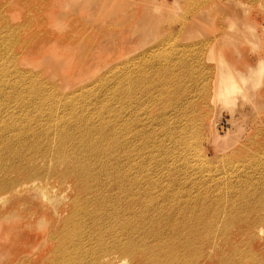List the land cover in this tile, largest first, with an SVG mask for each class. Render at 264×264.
<instances>
[{
	"label": "bare ground",
	"instance_id": "1",
	"mask_svg": "<svg viewBox=\"0 0 264 264\" xmlns=\"http://www.w3.org/2000/svg\"><path fill=\"white\" fill-rule=\"evenodd\" d=\"M239 1L201 2L195 17L217 14L220 33L190 57L159 50L106 98L92 97L99 90L66 96L38 80L29 88L0 84V224L47 246L44 264H264V124L248 133L238 118L231 132L218 125L221 154L213 158L195 143L211 109L238 112L239 98L254 107L260 74L231 67L214 50L225 40L260 44L255 32L237 34L249 15ZM245 1L264 8V0ZM186 93L199 99L189 104ZM24 191L35 199L31 209L22 208L28 198L4 203ZM230 224L249 237L256 228L262 247L242 254L239 239L220 232Z\"/></svg>",
	"mask_w": 264,
	"mask_h": 264
},
{
	"label": "rangeland",
	"instance_id": "2",
	"mask_svg": "<svg viewBox=\"0 0 264 264\" xmlns=\"http://www.w3.org/2000/svg\"><path fill=\"white\" fill-rule=\"evenodd\" d=\"M83 1L0 0V84L17 83L29 88L33 80H38L45 83L47 88L55 87L59 94L66 96L99 90L92 97L106 98L118 78H124L130 69L142 62L152 61L159 50L169 51L173 59L190 57L195 45L202 46V41L207 37L220 33L216 24L219 19L217 14L204 16L202 13L201 17H195L197 10L202 8L200 3L205 0ZM239 4L236 6L247 9L249 12L246 14L249 15L244 22L246 27L238 30L237 34L255 32V41L261 39L260 44L253 47L252 41L243 39L239 47H235L232 41L225 40L222 43L226 45L224 49L214 50L223 53L231 67L241 70L253 68L250 74L259 73L260 79L252 94L254 107L251 110L249 104L239 98L238 112L232 113L227 106H221L217 110L211 109L204 118L202 127H205L195 143L202 155L209 158L221 154L216 149L213 134L218 125L231 132L235 128L233 121L238 118L248 133L264 124V66H258V62L264 58V8L252 7L245 0H240ZM228 7L223 4L218 11ZM141 50L138 56L133 57L135 52ZM204 54L205 50L203 59ZM17 71L28 73L29 78L18 75ZM193 75H196V71ZM188 96L186 93L185 97ZM195 96L199 99V96ZM196 98L189 96L188 103L196 102ZM181 101L183 99L179 97ZM145 105L146 108L151 107L152 102L148 99ZM197 105L200 107V104ZM239 112L243 116H239ZM259 118L261 122H257ZM195 134L191 133L193 136ZM55 192L60 202L66 199L60 189ZM21 198H28L22 208L31 209L34 206L31 191L6 197L4 203ZM256 198L251 197V200ZM257 216L258 212H255L253 217ZM246 218L248 216L245 215L241 219ZM17 228L16 224L10 222L0 224V264H8L17 254L22 260L18 258L15 264H44V257H50L45 252L48 247L31 243V233L23 231L22 227ZM245 229L244 226L240 229L230 224L220 232L228 231L239 239L237 247L242 254H246L262 247V239L258 237L263 234L257 235L256 228H253L255 234L249 237L244 234Z\"/></svg>",
	"mask_w": 264,
	"mask_h": 264
}]
</instances>
